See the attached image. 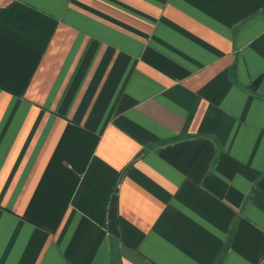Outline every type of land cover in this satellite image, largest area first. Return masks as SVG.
Instances as JSON below:
<instances>
[{
    "label": "crops",
    "instance_id": "crops-1",
    "mask_svg": "<svg viewBox=\"0 0 264 264\" xmlns=\"http://www.w3.org/2000/svg\"><path fill=\"white\" fill-rule=\"evenodd\" d=\"M0 264H264V0H0Z\"/></svg>",
    "mask_w": 264,
    "mask_h": 264
},
{
    "label": "water",
    "instance_id": "water-1",
    "mask_svg": "<svg viewBox=\"0 0 264 264\" xmlns=\"http://www.w3.org/2000/svg\"><path fill=\"white\" fill-rule=\"evenodd\" d=\"M117 197L114 195L111 199L110 208L108 212V231L115 236L119 235L118 227H117Z\"/></svg>",
    "mask_w": 264,
    "mask_h": 264
}]
</instances>
